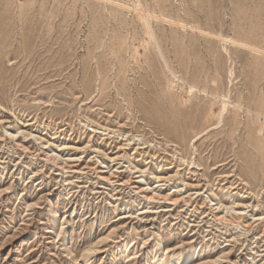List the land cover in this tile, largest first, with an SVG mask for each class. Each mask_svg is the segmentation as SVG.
Here are the masks:
<instances>
[{
    "label": "rangeland",
    "instance_id": "1",
    "mask_svg": "<svg viewBox=\"0 0 264 264\" xmlns=\"http://www.w3.org/2000/svg\"><path fill=\"white\" fill-rule=\"evenodd\" d=\"M0 264H264V0H0Z\"/></svg>",
    "mask_w": 264,
    "mask_h": 264
}]
</instances>
